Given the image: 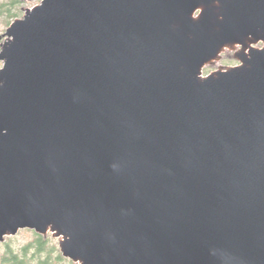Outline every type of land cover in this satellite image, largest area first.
Here are the masks:
<instances>
[{
	"label": "water",
	"instance_id": "1",
	"mask_svg": "<svg viewBox=\"0 0 264 264\" xmlns=\"http://www.w3.org/2000/svg\"><path fill=\"white\" fill-rule=\"evenodd\" d=\"M29 1L0 44V242L264 264V0Z\"/></svg>",
	"mask_w": 264,
	"mask_h": 264
},
{
	"label": "rangeland",
	"instance_id": "2",
	"mask_svg": "<svg viewBox=\"0 0 264 264\" xmlns=\"http://www.w3.org/2000/svg\"><path fill=\"white\" fill-rule=\"evenodd\" d=\"M12 0H0V44L4 42L6 36L5 31L9 24L15 19V18H22V16L25 13V10L27 8H32L33 6L37 5L39 1H29V0H14L12 4L8 5V3H11ZM261 44H258L260 46ZM238 61L234 58L233 52L231 51H224L221 54V57L218 61H216L214 64L206 65L203 69V74H207L210 71L216 70L219 67H225L228 65H234L237 64ZM3 62L0 61V68L2 67ZM48 241L46 242V247H51V249H57L60 250L58 241L60 238H57L52 235V232H47ZM36 232L33 229H22L19 232L16 233L14 236H6V240L0 243V253L2 250H5L6 248H10L12 251H18V249L23 248L27 242L31 239H34ZM39 235V234H37ZM43 237V235H42ZM50 245V246H49ZM32 248L28 246V250H31ZM49 249V250H51ZM47 257V252L45 253ZM26 259L27 264H35L34 261H31V253L27 256H24ZM44 254L40 257L46 260V264H78L74 263V261H67L60 259L57 260L54 258V256L50 258H44ZM0 264H3L1 262L0 258Z\"/></svg>",
	"mask_w": 264,
	"mask_h": 264
},
{
	"label": "flooded vegetation",
	"instance_id": "3",
	"mask_svg": "<svg viewBox=\"0 0 264 264\" xmlns=\"http://www.w3.org/2000/svg\"><path fill=\"white\" fill-rule=\"evenodd\" d=\"M25 229H27V228H25ZM20 230H22V229H20ZM20 230H18V232ZM47 234L43 235V237H42L44 242H46L48 240ZM10 236H14V235H10ZM5 238H6V236L4 237V241L6 240ZM2 242H0V243H2ZM37 243H38V236L35 234L34 239L29 240L27 242V244L23 248L18 249V251H12V250H10V248H6L5 250H2V252L0 253L1 262L3 264H17V263L18 264H27L24 256H27L30 253H31V261H34L35 264H46L45 263L46 260L43 258H40L43 254L45 256L44 258H50L51 256L52 257L54 256V258H56L59 261H60V259H62V260H67L69 262L70 261L73 262L72 259L63 256L60 250H57V249L43 250V251L38 250ZM28 246L31 247L32 249L28 250ZM46 252H47V257L45 254ZM74 263L79 264V262H75V261H74Z\"/></svg>",
	"mask_w": 264,
	"mask_h": 264
},
{
	"label": "trees",
	"instance_id": "4",
	"mask_svg": "<svg viewBox=\"0 0 264 264\" xmlns=\"http://www.w3.org/2000/svg\"><path fill=\"white\" fill-rule=\"evenodd\" d=\"M13 1L14 0H12V2L11 3H8V5H10V4H12L13 3ZM38 233H36V235H37ZM38 236V243H37V248H38V250H41V251H43V250H49V249H51V247H46V242L48 241H46V242H44L43 241V239H42V235H37ZM50 246V245H49ZM52 250V249H51ZM18 264V263H17Z\"/></svg>",
	"mask_w": 264,
	"mask_h": 264
}]
</instances>
